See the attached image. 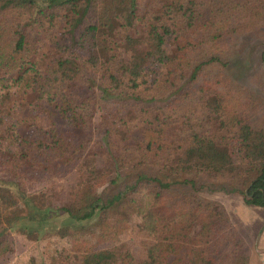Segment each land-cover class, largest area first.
Here are the masks:
<instances>
[{"label":"trees","instance_id":"trees-1","mask_svg":"<svg viewBox=\"0 0 264 264\" xmlns=\"http://www.w3.org/2000/svg\"><path fill=\"white\" fill-rule=\"evenodd\" d=\"M259 21L264 0H0V254L7 229L35 240L59 215L76 250L45 264H247L225 207L199 191L245 186L264 206L262 98L223 73ZM69 166L59 204L34 190Z\"/></svg>","mask_w":264,"mask_h":264},{"label":"rangeland","instance_id":"rangeland-1","mask_svg":"<svg viewBox=\"0 0 264 264\" xmlns=\"http://www.w3.org/2000/svg\"><path fill=\"white\" fill-rule=\"evenodd\" d=\"M264 30V22H256L247 31L239 34L235 39V45L232 48V57L229 65L224 69L231 79L254 91L262 98L261 110L264 111V63L260 60V52L263 49V42L260 32ZM261 113V111H260ZM94 117V121L96 120ZM43 124H46L47 118H42ZM51 121L56 131L63 132L66 125L63 120L55 113L51 115ZM228 147L233 156V160L238 163L242 159V154L238 141L232 140L228 143ZM73 166L61 167L58 171L43 177L37 176L33 182L34 190L40 188H52L59 191L57 199H53L55 204H59L63 199L66 190L73 183ZM210 187L202 188L199 195L206 199L221 201L228 209L236 205L238 202H243V193H246V187L242 186L240 192H223L218 189V184L207 183ZM20 199H25L20 195ZM244 203V202H243ZM245 204V203H244ZM250 205V204H249ZM252 205V204H251ZM255 206V205H253ZM251 206L252 208H255ZM240 215L234 217L237 222ZM59 215L42 222L39 225L38 236L35 240L28 239L15 229H7L2 235L6 250L0 254V264H45L49 260L63 261L61 253L64 250L71 252L76 250L75 244L70 238H60L55 231L60 224ZM244 229V236L247 240L246 246L248 249L249 260L247 264H260L264 261V242L258 241L253 243L254 231L252 228ZM242 231V230H241ZM118 241H126L134 246L136 242L134 234L127 232L118 238ZM110 243L101 244L100 246H108ZM111 245V244H110Z\"/></svg>","mask_w":264,"mask_h":264},{"label":"crops","instance_id":"crops-1","mask_svg":"<svg viewBox=\"0 0 264 264\" xmlns=\"http://www.w3.org/2000/svg\"><path fill=\"white\" fill-rule=\"evenodd\" d=\"M223 206L225 207L224 204ZM251 206L253 205L244 204L243 202H238L236 205L231 206L230 209L229 206L228 209L226 207L225 209L229 214V218L234 228L241 235L245 243H247V240L245 239L244 233H242L244 232L243 228L253 229L254 231L253 243L258 241L264 242V206L255 205L253 206L255 208H252ZM236 213L237 215H240L239 218L237 217L239 222H237L236 219L234 220V217H236ZM260 264H264V261H260Z\"/></svg>","mask_w":264,"mask_h":264}]
</instances>
